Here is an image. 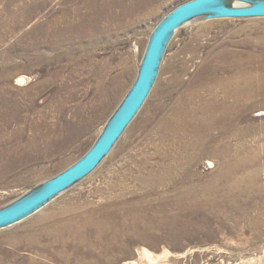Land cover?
<instances>
[{
    "label": "rangeland",
    "instance_id": "rangeland-1",
    "mask_svg": "<svg viewBox=\"0 0 264 264\" xmlns=\"http://www.w3.org/2000/svg\"><path fill=\"white\" fill-rule=\"evenodd\" d=\"M142 1L0 0V207L90 148L135 80L149 34L186 0H149L135 10ZM76 5L87 18L82 33L70 31L59 44L41 34ZM100 8L104 21L94 15ZM119 8L122 16L135 12L118 24ZM62 17L61 25L70 21ZM249 90L260 96L243 102V113L232 110ZM195 183L205 200L193 206L187 198ZM43 213L54 216L43 225L58 229L66 219L70 230L44 235L41 246L3 236ZM136 222L121 251L105 248ZM127 263L264 264V17L179 28L151 94L102 163L32 216L0 229V264Z\"/></svg>",
    "mask_w": 264,
    "mask_h": 264
},
{
    "label": "water",
    "instance_id": "water-1",
    "mask_svg": "<svg viewBox=\"0 0 264 264\" xmlns=\"http://www.w3.org/2000/svg\"><path fill=\"white\" fill-rule=\"evenodd\" d=\"M254 17H264V0H186L168 11L149 34L135 80L90 148L60 172L1 206L0 229L32 216L102 163L151 94L167 49L179 28L196 20Z\"/></svg>",
    "mask_w": 264,
    "mask_h": 264
},
{
    "label": "bare ground",
    "instance_id": "bare-ground-1",
    "mask_svg": "<svg viewBox=\"0 0 264 264\" xmlns=\"http://www.w3.org/2000/svg\"><path fill=\"white\" fill-rule=\"evenodd\" d=\"M90 2V1H89ZM89 2H88V4H89ZM130 2V1H129ZM72 3V2H71ZM137 3V2H136ZM150 3V1L148 0H143L142 2H141V4L140 3H137L135 6H134V9L136 10H138V9H142L143 8V10H144V7H146L148 4ZM90 6V5H89ZM132 6V5H131ZM85 7V6H84ZM123 7V6H122ZM79 7H78V5H76V6H74V7H72V10L71 9H68V10H66L65 12H64V15H66V17L67 18H69L70 19V21L67 23V24H62L61 25V23H60V21H62L63 19V17L62 16H64V15H61L60 16V18H53V20L52 21H50V23H47V26L45 27V28H48V29H46L43 33L41 32V34L42 35H47V37L48 38H50L51 37V39H50V41H57L58 42V44L60 43V42H62V41H67L68 39H69V37L72 35L71 34V32L70 31H77V33L78 34H80V33H82L81 32V30H80V26H79V24L80 23H85L86 21H87V18L85 17V13H80V9H78ZM69 10H71V12H68ZM87 10V9H86ZM119 10H120V8H119ZM135 10H133V9H128V10H123V11H125L124 12V15L125 16H122L121 15V10L119 11V15H118V18H119V21H118V24H119V22H121L120 20H123L125 17H127V16H132L133 14H134V12H135ZM94 11V13H97V14H94V15H96V16H100L101 18H102V20L104 21V19L106 18V10L104 9V8H100V9H98V10H93ZM149 10H147L146 12H148ZM18 12V11H17ZM16 12V13H17ZM15 13V12H14ZM99 13V14H98ZM123 14V13H122ZM70 16V17H69ZM73 16V17H72ZM9 20V19H8ZM1 21V20H0ZM65 21V20H64ZM5 23V22H4ZM53 23H55L56 25H54V26H51L50 27V25L51 24H53ZM63 23V22H62ZM132 22H131V20H130V23H129V25L131 24ZM57 24H59V25H57ZM86 24V23H85ZM88 24H86L85 26H87ZM121 25H123V23H121ZM132 25V24H131ZM43 26V25H42ZM124 26V25H123ZM97 27V26H96ZM131 27V26H130ZM84 30V29H83ZM92 31V30H91ZM51 35H50V34ZM85 33V32H84ZM41 34L39 33V37L41 36ZM77 36V35H76ZM79 36H81V35H79ZM37 37V36H36ZM43 37L44 36H42L41 37V39H43ZM84 37V36H83ZM44 39H46L45 37H44ZM71 39V38H70ZM41 41V40H40ZM45 41V40H44ZM60 41V42H59ZM42 44V43H41ZM40 46V45H39ZM38 47V46H37ZM249 77V76H248ZM17 83H20V84H23L25 81L22 79V77H18V79H17V81H16ZM247 93V92H246ZM258 93L256 92V91H248V93H247V97L246 98H242L243 99V101L241 100V99H239L238 101L239 102H236V103H232L231 104V109L232 110H236V109H234V107L236 108H238L236 111L237 112H239L240 111V113H243V112H241V111H243V107H244V105H245V103H249V100L250 99H252L253 97H255L256 95H257ZM258 96H260L259 94H258ZM237 97V96H236ZM243 102H245V103H243ZM233 104H234V106H233ZM193 107V106H192ZM247 108V107H246ZM188 111H191V113H192V109H189V108H186L185 110H183V112H182V117L183 118H188ZM193 111H194V109H193ZM194 113V112H193ZM177 114V113H176ZM192 115V114H191ZM241 115V114H240ZM239 116V115H238ZM179 120V119H178ZM222 126H224V124L223 123H221V122H219L218 123V128L219 127H222ZM84 129V127L82 126V127H78V133L79 132H82V130ZM210 140V139H209ZM212 140V139H211ZM219 140V139H218ZM207 142V141H206ZM208 143V142H207ZM228 154H230L229 153V150H227V155ZM208 163H209V165H210V167H214L215 166V162L213 161V160H211V159H209L208 160ZM236 178V177H235ZM245 186V185H244ZM202 190H203V187L201 188V185L198 183H195L194 184V186H193V190L191 191V194L189 195V197L187 198L190 202H193L194 204H193V206L194 205H196V204H198L200 201L201 202H203L204 200H205V197L204 196H202ZM210 191V190H209ZM208 191V192H209ZM206 193V192H205ZM204 193V194H205ZM203 194V195H204ZM202 196V197H201ZM187 199L185 200V201H187ZM184 201V200H183ZM188 203V202H187ZM185 203H183V205H184ZM65 212H67L66 210L65 211H60V212H58L59 214H61V213H65ZM184 210H180L179 211V214H181V216L179 217V218H177L178 219V224H180L181 223V221H183L184 220ZM56 214V213H55ZM50 216H52L53 218H54V216H53V213H43V214H41V215H38L37 217H35V218H33L32 220H30L29 222H27V223H25V224H23L22 226H20V227H18V229L16 230V231H14V232H10L9 231V233L7 232V233H5V234H3V236L5 235L7 238V240H9V241H13L14 242V244H18V245H20V244H24V245H29V246H41L40 245V240H41V238L44 236V235H47V236H52L53 237V235H55L56 233H57V231H65L66 230V232H68V229L70 230V225H69V223H67V222H69L68 220H66V219H61L60 221L61 222H59V223H57V227H59L58 229L55 227V226H53V224H44L43 225V223L46 221L47 222V220L48 219H50ZM61 216V215H60ZM65 216V215H64ZM52 218V219H53ZM162 221V225L163 226H165V227H167L168 225H169V222L166 220V219H162L161 220ZM142 223V222H141ZM148 224V225H147ZM137 222H136V224L134 223V224H132V227L133 228H131V225L130 226H127L126 227V230L125 231H121V232H117V235L115 236H111V237H109L108 238V240H106V242H105V244H106V249H107V247H108V249L111 251V250H115L114 252H118V251H121V249H122V247L124 248V245L126 244V241L124 242V241H121V240H127L129 237H131V236H133L134 234H135V232H134V230H137ZM40 226H43V227H40ZM143 226H144V229H146L145 227H147V230H148V227H150V229H151V227H153L152 226V224H149V223H145V221H143ZM183 226H185V224L184 225H182V227ZM181 227V228H182ZM128 228H131V229H128ZM179 227L177 226V228H176V225H175V227H174V231L176 230V229H178ZM98 230V229H97ZM103 230V229H102ZM141 231V230H140ZM179 231V230H178ZM77 234H79V232L76 230L75 232H74V235H77ZM113 234V233H112ZM102 235V234H101ZM147 235V231H146V233H145V236H144V238H143V240H145V241H147L148 243L150 242V241H152V239L150 238V237H148V236H146ZM182 235V230H181V232H180V236ZM104 236V235H103ZM109 236V235H108ZM166 236V235H165ZM165 236H163V237H165ZM17 237V238H16ZM16 238V239H15ZM67 239H68V236L66 237ZM72 241H73V239L71 240V243H72ZM111 241H113V242H115V243H117V246L115 247V248H113V247H111ZM54 242V241H53ZM178 243H179V240L177 241ZM173 243V242H172ZM173 244V246H176V245H180V243L179 244ZM76 244H81V241L78 239L77 240V242H76ZM77 246V245H76ZM115 246V245H114ZM17 247V246H16ZM110 247V248H109ZM163 248L164 249H168L169 247L166 245V244H164V246H163ZM92 250H96V249H94V248H92ZM126 250V249H125ZM101 251V250H100ZM105 251V250H104ZM123 251V250H122ZM140 251H144V252H147L148 253V251H147V248L146 247H144L143 248V250H141L140 249ZM105 255V254H104ZM6 258V257H5ZM127 264H135V263H127Z\"/></svg>",
    "mask_w": 264,
    "mask_h": 264
}]
</instances>
